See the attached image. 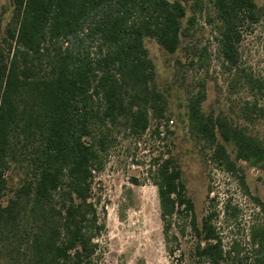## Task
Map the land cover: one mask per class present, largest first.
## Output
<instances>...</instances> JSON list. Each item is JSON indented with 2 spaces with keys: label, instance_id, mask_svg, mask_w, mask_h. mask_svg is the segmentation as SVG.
Returning a JSON list of instances; mask_svg holds the SVG:
<instances>
[{
  "label": "trees",
  "instance_id": "obj_1",
  "mask_svg": "<svg viewBox=\"0 0 264 264\" xmlns=\"http://www.w3.org/2000/svg\"><path fill=\"white\" fill-rule=\"evenodd\" d=\"M188 11L190 14H188ZM214 24L219 65L228 90L246 86L252 98L238 118L255 123L264 110V77L238 69L244 27L264 17L254 0H12L0 13V264H105L99 239L106 230L94 181L106 166L116 133L136 139L151 118L165 116L155 65L145 39L174 53L191 37L198 15ZM207 47L193 52L199 62ZM180 63L179 60H176ZM205 82L187 96L184 114L192 136L211 159L235 175V160L264 167V143L223 112L206 113ZM170 133L172 131H169ZM151 133L160 137L156 123ZM230 146L235 160L227 149ZM160 151L149 159L160 216L180 214L198 237L196 264H264V221L249 228V255L223 241L215 211L196 223L177 157ZM239 182L249 194L243 174ZM15 180V181H14ZM264 213V201L251 196ZM223 213L236 216L225 204ZM244 258V259H243Z\"/></svg>",
  "mask_w": 264,
  "mask_h": 264
},
{
  "label": "rangeland",
  "instance_id": "obj_2",
  "mask_svg": "<svg viewBox=\"0 0 264 264\" xmlns=\"http://www.w3.org/2000/svg\"><path fill=\"white\" fill-rule=\"evenodd\" d=\"M254 1L264 4V0ZM11 8L12 0H0L3 26ZM194 28L193 35L184 38L171 54L155 40L145 39L148 55L155 65V86L166 99L165 116L159 121L151 118L140 139L124 130L117 132L106 166L95 178L97 206L106 224L99 239L105 264H196L194 246L199 239L190 228L188 217L180 214L170 218L167 236L165 234L168 222L160 216L157 186L147 170L149 159L160 151L164 156L172 152L177 157L197 225H201L208 212L215 211V224L223 241L237 240L241 256L249 255L250 226L264 221V213L251 199L257 196L264 201V167L235 160L234 152L227 146L240 169L237 175L228 172L211 159L210 148L198 142L189 131L184 105L187 96L196 91L198 81L204 80L206 98L202 109L215 115L223 112L264 143V116L253 124L237 116L238 107L252 96L243 85L232 92L228 90V75L219 65L214 24L206 22L205 12L197 16ZM201 47H207L208 53L203 63L193 55ZM239 50L238 69L264 77V17L254 26L243 28ZM258 105L264 110V97ZM170 118L174 122L167 126ZM156 123L163 132L161 138L151 133ZM240 174L245 178L249 194L243 191L238 179ZM226 203L236 207L235 218L223 213ZM250 262L247 258L245 264Z\"/></svg>",
  "mask_w": 264,
  "mask_h": 264
},
{
  "label": "built area",
  "instance_id": "obj_3",
  "mask_svg": "<svg viewBox=\"0 0 264 264\" xmlns=\"http://www.w3.org/2000/svg\"><path fill=\"white\" fill-rule=\"evenodd\" d=\"M166 122H167V126H171L173 124L174 120L172 118H170ZM160 133L163 134L162 131Z\"/></svg>",
  "mask_w": 264,
  "mask_h": 264
}]
</instances>
